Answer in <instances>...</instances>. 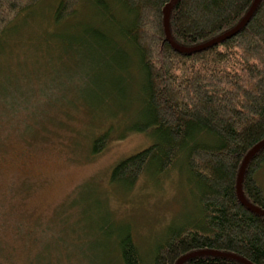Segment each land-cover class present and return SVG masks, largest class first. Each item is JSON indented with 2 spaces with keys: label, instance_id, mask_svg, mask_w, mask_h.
<instances>
[{
  "label": "trees",
  "instance_id": "trees-1",
  "mask_svg": "<svg viewBox=\"0 0 264 264\" xmlns=\"http://www.w3.org/2000/svg\"><path fill=\"white\" fill-rule=\"evenodd\" d=\"M45 1L0 0V41L6 38L0 43L14 35L25 18L42 10ZM49 1L57 2L49 25L89 21L81 25L82 42L100 47L104 59L112 62L120 103L125 102L123 90L137 88L139 124L128 130L148 133L153 142L119 161L110 184L128 192L144 174L162 177L179 167L185 173L186 192H192L191 216L168 223L148 264H175L201 251L264 264V216L244 207L236 193L244 157L264 140V0L235 35L189 54L177 52L166 40L162 10L170 0ZM253 1L178 0L169 15L170 36L182 48L203 45L232 30ZM83 5L87 11L90 7L89 13L79 16ZM111 140L108 132L94 138L91 153L100 154ZM263 167L264 147L247 163L241 191L249 204L264 212V191L257 182ZM111 222L117 226L103 219L98 230L110 238L120 263L146 264L131 226ZM183 264L243 263L199 255Z\"/></svg>",
  "mask_w": 264,
  "mask_h": 264
},
{
  "label": "rangeland",
  "instance_id": "rangeland-1",
  "mask_svg": "<svg viewBox=\"0 0 264 264\" xmlns=\"http://www.w3.org/2000/svg\"><path fill=\"white\" fill-rule=\"evenodd\" d=\"M43 3L0 43V264H121L103 219L129 224L148 264L168 223L191 216L185 173L144 174L128 192L110 184L119 161L153 142L128 130L137 88L120 103L112 62L82 42L89 21L49 25L57 2ZM106 132L112 140L93 155ZM257 182L264 191V167Z\"/></svg>",
  "mask_w": 264,
  "mask_h": 264
},
{
  "label": "water",
  "instance_id": "water-1",
  "mask_svg": "<svg viewBox=\"0 0 264 264\" xmlns=\"http://www.w3.org/2000/svg\"><path fill=\"white\" fill-rule=\"evenodd\" d=\"M178 0H170L169 3H167L163 10H162V14H163V27H164V33H165V37L166 40L168 41V43L177 51L180 53H193V52H198V51H202L205 48L217 44L221 41H224L228 38H230L231 36L235 35L242 27L245 26V24L248 22V20L250 19V17L252 16L253 12L255 11L258 3L260 0H254L250 9L248 10V12L246 13V15L243 17V19L230 31L224 33L223 35L203 44V45H199L197 47H193V48H182L178 45H176L173 41V39L170 36V31H169V25H168V20H169V15L171 10L173 9V7L175 6L176 2ZM262 147H264V140L259 143L258 145H256L253 149H251L247 155L244 157L242 164L240 166L239 172H238V176H237V181H236V193H237V197L238 200L240 201V203L246 207L248 210L263 215L264 216V212L260 211L259 209L253 207L251 204H249L243 197L242 191H241V183H242V179H243V174L246 168L247 163L249 162V160L252 158V156ZM199 255H215V256H219V257H225V258H231L234 259L238 262H241L243 264H250L249 262L245 261L244 259H241L239 257H236L234 255L231 254H227V253H220V252H214V251H201V252H194V253H189L187 255H184L183 257L179 258L175 264H183L186 260L195 257V256H199Z\"/></svg>",
  "mask_w": 264,
  "mask_h": 264
}]
</instances>
